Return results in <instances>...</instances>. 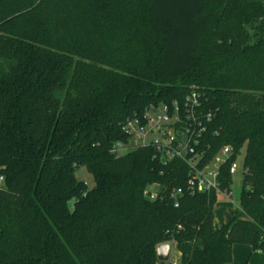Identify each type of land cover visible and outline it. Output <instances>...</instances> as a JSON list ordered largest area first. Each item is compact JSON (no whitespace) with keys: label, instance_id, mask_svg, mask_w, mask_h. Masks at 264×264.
<instances>
[{"label":"trees","instance_id":"trees-1","mask_svg":"<svg viewBox=\"0 0 264 264\" xmlns=\"http://www.w3.org/2000/svg\"><path fill=\"white\" fill-rule=\"evenodd\" d=\"M191 85L213 115L209 155L243 154L245 219L215 223V194L149 201V184H184L182 164L111 153L126 118ZM0 175V264H156L164 244L180 264L264 253V0H0Z\"/></svg>","mask_w":264,"mask_h":264},{"label":"built area","instance_id":"built-area-1","mask_svg":"<svg viewBox=\"0 0 264 264\" xmlns=\"http://www.w3.org/2000/svg\"><path fill=\"white\" fill-rule=\"evenodd\" d=\"M213 120L203 102L201 93L191 85L180 98L146 106L140 113L126 118L121 126L124 141L116 142L111 153L125 154L136 150H149L152 159L162 166L178 161L184 167V184L180 187H167L152 183L144 191L149 201L170 200L174 207L184 196L215 194L228 198L230 191L222 187L224 173L232 176L244 167L243 154L231 146L224 145L213 155H209V144L205 141L208 127ZM180 170V169H179ZM181 171V170H180ZM3 177L0 175V187ZM169 259L165 263L157 260L156 264H177L180 253L171 244ZM171 248L176 253L172 254Z\"/></svg>","mask_w":264,"mask_h":264},{"label":"crops","instance_id":"crops-1","mask_svg":"<svg viewBox=\"0 0 264 264\" xmlns=\"http://www.w3.org/2000/svg\"><path fill=\"white\" fill-rule=\"evenodd\" d=\"M229 206V203H226ZM215 207V205H214ZM230 210H221L218 208L214 210V221L215 223L227 224L236 215L237 209L233 210L230 206ZM241 211V210H240ZM239 219H245L243 212L241 211ZM231 259L234 263L243 264H264V253L260 250H252L251 247L242 244H234L231 248ZM231 264V263H226Z\"/></svg>","mask_w":264,"mask_h":264},{"label":"rangeland","instance_id":"rangeland-1","mask_svg":"<svg viewBox=\"0 0 264 264\" xmlns=\"http://www.w3.org/2000/svg\"><path fill=\"white\" fill-rule=\"evenodd\" d=\"M210 10H213V8H211ZM75 175L78 180L85 182L89 188L92 186L91 176L85 171L84 168L77 169ZM242 185H243V175L241 168L239 167L237 172L231 178L230 196L226 198L224 196L219 195L214 210L220 208L221 210L227 211L230 210V208H228L230 206L231 208H233V210L237 209V216L240 217L242 214L239 209L238 203H239V196L242 189ZM226 203H229V206ZM171 251L172 254L176 253L174 248H171ZM177 264H180V262Z\"/></svg>","mask_w":264,"mask_h":264},{"label":"water","instance_id":"water-1","mask_svg":"<svg viewBox=\"0 0 264 264\" xmlns=\"http://www.w3.org/2000/svg\"><path fill=\"white\" fill-rule=\"evenodd\" d=\"M170 246L168 244L160 245L156 249V258L159 262L165 263L169 259Z\"/></svg>","mask_w":264,"mask_h":264}]
</instances>
